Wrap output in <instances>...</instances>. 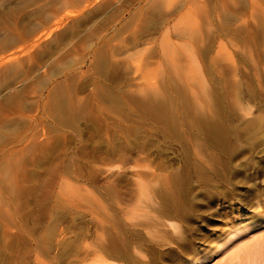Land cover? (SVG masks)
Wrapping results in <instances>:
<instances>
[{
    "label": "rangeland",
    "instance_id": "obj_1",
    "mask_svg": "<svg viewBox=\"0 0 264 264\" xmlns=\"http://www.w3.org/2000/svg\"><path fill=\"white\" fill-rule=\"evenodd\" d=\"M226 1L0 0V264H221L264 234V0Z\"/></svg>",
    "mask_w": 264,
    "mask_h": 264
},
{
    "label": "bare ground",
    "instance_id": "obj_2",
    "mask_svg": "<svg viewBox=\"0 0 264 264\" xmlns=\"http://www.w3.org/2000/svg\"><path fill=\"white\" fill-rule=\"evenodd\" d=\"M213 1V0H212ZM216 1V0H214ZM221 1V0H220ZM226 1V0H225ZM157 2V1H156ZM223 2V1H222ZM227 2V1H226ZM153 3V2H152ZM155 3V2H154ZM156 5V3L154 4ZM153 7L155 8L156 6ZM201 6V5H200ZM252 6V5H251ZM158 7V6H157ZM156 7V8H157ZM191 8V7H190ZM188 13V12H187ZM191 13V12H190ZM173 14V13H172ZM171 14V15H172ZM176 15V14H175ZM181 14L180 17H182ZM190 14H188L189 16ZM182 17L181 20L184 18H186L185 20H187V17ZM192 15V17H189V19L191 18H197V16ZM201 18V17H200ZM164 19V17H163ZM177 19V17H176ZM178 19H180L178 17ZM183 19V20H184ZM13 57V56H12ZM169 101V100H168ZM170 103V102H169ZM172 103V102H171ZM149 108L152 111H155L154 113L157 114V116H162V117H158L161 121H166V122H173L174 118L177 116L174 115V113L171 111V109L169 108V106L165 103H161L156 101V100H152L149 103ZM174 104V103H173ZM172 104V105H173ZM227 104V103H226ZM203 106V105H202ZM174 109L175 106L173 105ZM181 108V107H180ZM180 110V109H179ZM192 110V109H191ZM190 110V111H191ZM177 111V109H176ZM185 111V110H184ZM218 113V112H217ZM165 114V115H164ZM199 114V113H197ZM167 115V116H166ZM192 115V114H191ZM197 116V115H195ZM199 117L195 120L197 127L196 129L202 134V136H205L207 138V140H211L214 141L215 143L219 144L218 146L220 148H227L228 149V143H229V136H228V129L226 128L225 124L223 123V121H221L218 117H215L213 115L209 116V115H204L203 113L198 115ZM190 118V117H189ZM178 119V118H177ZM196 126V125H195ZM195 130V129H194ZM230 133V132H229ZM208 142V141H207ZM210 143V141H209ZM208 143V144H209ZM216 146V144L214 145ZM217 146V147H218ZM230 148V147H229ZM217 149V148H216ZM224 152V151H223ZM223 154V153H222ZM221 154V155H222ZM189 155V154H188ZM187 155V156H188ZM192 155V154H191ZM189 157V156H188ZM187 157V158H188ZM226 157V155H225ZM190 158V157H189ZM187 161V160H186ZM189 161V160H188ZM192 162V160H191ZM190 162V163H191ZM189 164V163H187ZM189 166V165H187ZM190 167V166H189ZM191 168V167H190ZM190 172V171H189ZM216 172V171H215ZM219 172V170H218ZM186 174V172H184ZM184 174V175H185ZM217 174V173H216ZM186 177V176H185ZM189 177V176H188ZM183 183V182H182ZM187 183V182H186ZM175 185H173L174 187ZM176 188V187H174ZM174 188L169 189L167 187L166 192L164 194V200L168 203V204H172L175 208H179V209H183V201L181 200V196L182 195H178L177 194V190H174ZM164 189V188H163ZM144 190V189H143ZM179 190V189H178ZM182 191V189H181ZM161 192V191H160ZM143 192H141L142 194ZM160 194V193H159ZM180 194V193H179ZM182 194V193H181ZM149 195V194H148ZM149 199V198H148ZM145 217V216H144ZM137 220V219H136ZM110 226V225H109ZM113 228H111L112 230ZM110 236V235H109ZM239 235L238 233H232V237L230 238V240H228L224 245L221 246L220 249H222L225 246H229L230 242H232L235 238H237ZM121 238V237H120ZM104 245V244H103ZM107 246H103L101 248H98L94 251V255L98 254L104 255V258H101L99 260H96V262H94V264H116V262L114 260H118V259H123L125 256V252L123 251V246L122 244H120V242H116V241H111V243L106 244ZM106 257V259H105ZM128 257V256H127ZM221 264H264V234L260 235L259 237H257L256 235H252L251 237H246L243 238L239 243H234L231 246H229L226 250H225V257L222 260Z\"/></svg>",
    "mask_w": 264,
    "mask_h": 264
}]
</instances>
